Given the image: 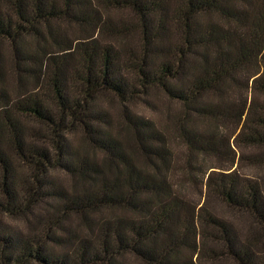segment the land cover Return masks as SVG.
<instances>
[{
	"label": "trees",
	"instance_id": "1",
	"mask_svg": "<svg viewBox=\"0 0 264 264\" xmlns=\"http://www.w3.org/2000/svg\"><path fill=\"white\" fill-rule=\"evenodd\" d=\"M261 172L264 0H0V264H264Z\"/></svg>",
	"mask_w": 264,
	"mask_h": 264
},
{
	"label": "rangeland",
	"instance_id": "2",
	"mask_svg": "<svg viewBox=\"0 0 264 264\" xmlns=\"http://www.w3.org/2000/svg\"><path fill=\"white\" fill-rule=\"evenodd\" d=\"M72 31V30H70ZM73 33L76 34V36L78 35V32L73 30ZM74 38V36H71ZM77 38V37H76ZM131 42L136 43V38L131 39ZM151 100L150 101V105L149 104H145L144 102L142 103H135V104H131L130 105V109L133 110L136 114L140 115V116H144V117H148V118H156L157 120L160 118L165 117V113L167 110V103L164 101V99L161 97V95L159 93H152L150 96ZM100 104H102L103 107H107L109 108V110L115 114L118 110V105L116 104V102H110L109 100L102 98L99 101ZM78 135L76 136H70V143L72 144V146L77 144V140H78ZM244 151V149H243ZM240 149H235L233 148V156H231V158L233 157L234 163L232 166V170L231 171H238L236 172V176H247L249 173V170L245 167L244 164H241L239 162V157L241 156V153H244V156L247 155V153L244 151L243 152ZM177 152L179 154V160L181 162V160L183 159V155L180 154L179 148H177ZM181 158V159H180ZM183 162V161H182ZM181 162V163H182ZM208 165H213V160L211 162H209ZM242 168V169H241ZM230 171V172H231ZM261 176L262 178H264V172H261ZM48 179H52L55 180L56 182L61 183V185H63V187H65L66 189H68L70 187L71 184V180L69 177H67L65 174L59 173V172H52L49 174ZM200 181H202V178L199 176L198 177V183H200ZM187 194H193L194 195V199L196 201H201V195H200V187L198 189L196 188H190V189H186ZM202 202V201H201ZM50 203L51 201L46 202L43 205H38L35 209H34V213L32 216H30L29 218L25 219L23 217H15V218H9L7 216H0V224L3 227V229L14 235H21V236H26L28 234H32L34 232L37 231L38 229V221H41V217L45 215L46 213V208L50 207ZM214 211L222 218H224L229 224H232L234 226V228H236V230L239 231V233L242 234V236L245 235V233L247 234V230L249 229V219L246 218L245 215H243L242 213H238L235 211H231L225 207H223L222 205L219 204H215L213 206ZM65 228L67 227H71L74 226L76 224V218L75 217H69L67 219H65ZM55 252H61L63 251H67L68 249L65 247H53Z\"/></svg>",
	"mask_w": 264,
	"mask_h": 264
}]
</instances>
